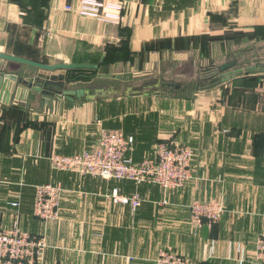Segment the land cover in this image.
Listing matches in <instances>:
<instances>
[{"label":"crops","instance_id":"0c3cea01","mask_svg":"<svg viewBox=\"0 0 264 264\" xmlns=\"http://www.w3.org/2000/svg\"><path fill=\"white\" fill-rule=\"evenodd\" d=\"M111 1L124 4L119 23L80 15V0H0V53L99 66L47 71L0 59L6 73L45 74L47 87L86 90L73 100L28 90L18 102L0 96V228L46 236L43 264H155L161 249L196 264H258L264 0ZM105 129L134 139L135 161L153 157L161 140L192 145L193 178L165 191L53 167V155L90 150ZM44 183L64 187L57 219L34 214L35 186ZM136 193L144 201L134 209L123 200ZM196 200L220 203V221L193 226Z\"/></svg>","mask_w":264,"mask_h":264},{"label":"built area","instance_id":"2783aa9c","mask_svg":"<svg viewBox=\"0 0 264 264\" xmlns=\"http://www.w3.org/2000/svg\"><path fill=\"white\" fill-rule=\"evenodd\" d=\"M71 9V7H68ZM124 4L111 0H80L78 13L103 21L119 23ZM19 101L18 98H2ZM134 139L119 129L102 131L96 146L73 155L55 154L51 157L54 168L80 175L100 176L109 179L131 180L136 184H156L165 190L181 188L191 177L193 151L188 146H156L155 155L135 161ZM64 187L60 183L35 186L34 214L42 220L60 216ZM116 195V193H115ZM134 209L142 204L140 194L124 198ZM225 210L220 203L195 201L190 205V221L195 227L213 225L222 218ZM49 247L46 236L34 235L15 227L0 228V264H43ZM254 260L264 264V235L258 237ZM129 260H133L132 257ZM130 264V263H129ZM155 264H196L173 251L161 249Z\"/></svg>","mask_w":264,"mask_h":264},{"label":"water","instance_id":"95a60500","mask_svg":"<svg viewBox=\"0 0 264 264\" xmlns=\"http://www.w3.org/2000/svg\"><path fill=\"white\" fill-rule=\"evenodd\" d=\"M0 59L7 60V61H13V62H18L30 66H34L37 68H41L43 70L47 71H55L59 69H65V70H72V69H97L99 66L98 65H92V64H76V63H58L54 65L50 64H42L36 61L28 60L25 58L9 55V54H4L0 53ZM17 73H6V69L2 68L0 66V96L1 98H18L22 99L23 94H24V89H23V84L29 85L30 83L27 80H24L22 78H18ZM40 78L45 79L47 76L45 74H39ZM61 81H65V76L61 75ZM15 83L19 84V87L15 85ZM159 84V81L156 80H151L148 83H145L143 85H140L138 87H132L131 89L129 88L127 92L129 94H135L138 92L143 91L145 88L151 86V85H156ZM17 87V88H16ZM34 91L37 92H44L45 96L47 99L50 101L54 96L56 99H60L62 97H66L70 100H73L75 96H85L86 90L85 89H75V90H66V89H57L52 86L50 87H33L32 88Z\"/></svg>","mask_w":264,"mask_h":264},{"label":"rangeland","instance_id":"374dc122","mask_svg":"<svg viewBox=\"0 0 264 264\" xmlns=\"http://www.w3.org/2000/svg\"><path fill=\"white\" fill-rule=\"evenodd\" d=\"M17 77L18 78H22V79H24V80H27V81H29V83H30V86L27 84V85H25V84H23V89L26 91V90H28L29 92L31 91H34L32 88L33 87H37V86H39V87H46L47 85H48V81L47 80H41V79H43V78H40V76H38V75H35V74H23V75H17ZM86 77V76H85ZM84 77V78H85ZM38 78H39V81H38ZM87 78V77H86ZM76 80H74V81H77L79 78H75ZM89 79H90V77H89ZM44 81V82H43ZM80 81V80H79ZM47 83V84H46ZM46 84V85H45ZM105 85V84H113V85H116V86H118V87H121V88H125V86L127 85V84H123V83H121V82H118V81H115V82H113V81H110V82H107V81H103V82H99V85ZM15 85H17L18 87H19V84L18 83H15ZM17 88V87H16ZM30 92V93H31ZM187 94H189L190 93V91H188V92H186ZM185 94V93H184ZM13 98H15V97H13ZM159 145H166V146H168V147H177V146H188L189 148H191L192 149V151H193V154H192V160H191V177H190V179L191 178H193V161H194V159H195V150H194V148H193V146L192 145H190V144H187V143H171V142H168V141H166V140H161V141H158V142H156V145H155V147L157 146H159ZM189 179V180H190ZM188 180V181H189ZM187 181V182H188ZM186 182V183H187ZM186 183H185V185H186ZM184 185V186H185ZM159 186V185H158ZM184 186H182L181 188H183ZM160 188H162L163 190H165V188H163V187H161V186H159ZM177 189H180V188H177ZM169 190H175V189H169ZM166 191V190H165ZM142 198V197H141ZM144 200H143V198H142V202H143ZM196 201H200V200H196ZM195 202V201H194ZM203 202H213V201H203ZM208 225H210V224H208ZM210 226H212V225H210ZM202 227V226H201ZM199 228V227H198Z\"/></svg>","mask_w":264,"mask_h":264},{"label":"trees","instance_id":"16d2710c","mask_svg":"<svg viewBox=\"0 0 264 264\" xmlns=\"http://www.w3.org/2000/svg\"><path fill=\"white\" fill-rule=\"evenodd\" d=\"M71 71H72V72H75V71H83V69H72ZM75 78H77V77H76V73H73V75L70 76V79L72 80V79H75Z\"/></svg>","mask_w":264,"mask_h":264}]
</instances>
